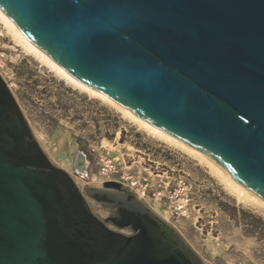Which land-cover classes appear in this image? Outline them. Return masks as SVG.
<instances>
[{"label": "water", "instance_id": "1", "mask_svg": "<svg viewBox=\"0 0 264 264\" xmlns=\"http://www.w3.org/2000/svg\"><path fill=\"white\" fill-rule=\"evenodd\" d=\"M0 11L70 76L264 201V0H0ZM86 163L79 152L73 168ZM0 264L206 263L122 184L82 190L0 75Z\"/></svg>", "mask_w": 264, "mask_h": 264}, {"label": "rangeland", "instance_id": "2", "mask_svg": "<svg viewBox=\"0 0 264 264\" xmlns=\"http://www.w3.org/2000/svg\"><path fill=\"white\" fill-rule=\"evenodd\" d=\"M0 54V75L42 149L82 190L103 187L99 159L105 155L125 161L132 175L143 171L150 184L166 178L175 183L181 176L190 199L185 215H173L166 205L146 204L178 229L206 264H264V241L248 236L256 217L264 221L262 208L239 204L203 163L153 138L114 107L27 55L1 21ZM79 152L87 159L85 175L73 168ZM91 204L101 218L108 216L100 205Z\"/></svg>", "mask_w": 264, "mask_h": 264}, {"label": "bare ground", "instance_id": "3", "mask_svg": "<svg viewBox=\"0 0 264 264\" xmlns=\"http://www.w3.org/2000/svg\"><path fill=\"white\" fill-rule=\"evenodd\" d=\"M0 21L11 34L17 46L22 48L23 51L38 60L44 66L51 69L55 74H57L62 80H65L68 84L72 85L74 88L86 92L91 95L95 99H99L108 105L117 109L121 114L127 117L129 120L134 122L144 130L147 134L152 136L153 138L165 143L169 147L175 148L177 150L183 151L186 154L192 156L197 159L199 162L203 163L225 186L228 192L236 199L239 204L246 206H258L264 210V201L244 189L238 183H236L232 178H230L221 167L215 163L212 159L208 158L204 154L199 151L189 147L188 145L182 143L181 141L173 138L172 136L160 131L159 129L151 126L146 123L142 119L135 116L133 113L125 109L124 107L118 105L111 99L105 97L104 95L98 93L97 91L87 87L82 84L68 73H66L63 69H61L56 63H54L48 56H46L43 52H41L38 48H36L32 43H30L22 33L17 29V27L11 22V20L0 11ZM158 214V213H157ZM164 219V218H163Z\"/></svg>", "mask_w": 264, "mask_h": 264}, {"label": "built area", "instance_id": "4", "mask_svg": "<svg viewBox=\"0 0 264 264\" xmlns=\"http://www.w3.org/2000/svg\"><path fill=\"white\" fill-rule=\"evenodd\" d=\"M2 58L3 55L0 54V68L3 66ZM99 174L105 182L122 184L145 203H158L170 207L173 215L180 216L188 212L190 201L188 186L185 178L181 176L175 183L166 178L159 180L156 184H150L149 179L143 175V171L138 170L135 175H132L125 161L110 155L100 157Z\"/></svg>", "mask_w": 264, "mask_h": 264}, {"label": "trees", "instance_id": "5", "mask_svg": "<svg viewBox=\"0 0 264 264\" xmlns=\"http://www.w3.org/2000/svg\"><path fill=\"white\" fill-rule=\"evenodd\" d=\"M250 228L248 236L255 237L260 242L264 241V221L261 218L256 217Z\"/></svg>", "mask_w": 264, "mask_h": 264}, {"label": "flooded vegetation", "instance_id": "6", "mask_svg": "<svg viewBox=\"0 0 264 264\" xmlns=\"http://www.w3.org/2000/svg\"><path fill=\"white\" fill-rule=\"evenodd\" d=\"M76 173H78L77 171H76ZM79 174V173H78ZM79 175H81V174H79ZM104 210H106L107 212H108V215L109 214H111V213H113L112 211H110V210H108L107 208H105L104 206H101Z\"/></svg>", "mask_w": 264, "mask_h": 264}]
</instances>
